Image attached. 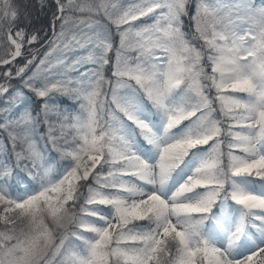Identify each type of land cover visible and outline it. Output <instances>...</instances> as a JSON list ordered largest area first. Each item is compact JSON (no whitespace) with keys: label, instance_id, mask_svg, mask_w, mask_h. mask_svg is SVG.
<instances>
[{"label":"snow or ice","instance_id":"6c2138e0","mask_svg":"<svg viewBox=\"0 0 264 264\" xmlns=\"http://www.w3.org/2000/svg\"><path fill=\"white\" fill-rule=\"evenodd\" d=\"M29 7L0 0V264H264V0H37L47 39Z\"/></svg>","mask_w":264,"mask_h":264},{"label":"trees","instance_id":"16d2710c","mask_svg":"<svg viewBox=\"0 0 264 264\" xmlns=\"http://www.w3.org/2000/svg\"><path fill=\"white\" fill-rule=\"evenodd\" d=\"M32 2H33L32 3L33 5H36L37 4V0H33ZM81 2H87V0H81ZM93 2H95V0H93ZM34 10L35 11H33V12H35V14H36L38 12V7L35 8ZM77 15H79V14H77ZM34 18H35V20H33L34 21V26L36 28H41L42 27L44 29V32H41V35L44 36V33L46 32L47 33V36H45V39H47L48 37H51L52 30H51V26H50V21H51L50 14L47 15V16H45L44 14L41 13L39 15V17H37V15H36V17L34 16ZM94 19H98L106 27H109L108 21L102 15L99 16V17H94ZM184 20H185V24L188 25V27H186L184 29V31L187 32L188 29L191 26L190 25L191 23H190V21L188 20L187 17H185ZM57 30H59V23H57ZM117 39H118V37H116L115 40L113 41L114 47L116 46ZM36 47L40 49V54L41 55L43 54L44 51H47V48L46 47L45 48H40V45L39 44L36 45ZM113 52H114V49H113V51L109 52L108 55L112 57ZM112 60L114 61V58L113 57H112ZM90 67H91V65H85V67L84 68H81L80 71H84L85 68H90ZM205 71L210 72V68L209 67H206L205 68ZM77 74L78 73H73V75H77ZM105 75H106V77H111L112 76L111 71H107L105 73ZM105 87L107 88V86H105ZM25 91L27 92L26 89H25ZM28 96L30 97V99L26 103L22 104L19 109H14V113H15L16 116H19L20 113L22 111H24L25 109H27L32 114L33 117H35L36 114H37V112H39V106L41 104V101L37 97H35L34 94H32V93H28ZM58 100H59V105H60L61 109H64V108L72 109L73 110V113H75V111H78V106L73 105V102L67 96L58 97ZM2 106H3V103H2V101H0V107H2ZM215 107L217 108V113L215 115L217 116L218 119H221V117L219 116V105L217 104V106L215 105ZM40 119L42 121L43 117L41 116ZM56 119L57 118H56L55 115H52L51 116V120L53 122H55ZM46 131H47V127L45 125H43L42 123L37 126V131H36V134H35V139L38 141V144H37L38 148H40V147L43 146L42 145V142H39V136L42 133H46ZM57 134H59V133H57ZM0 141H2L3 144L5 146H7L9 150L11 149V144H10L8 138H7V133L4 132L3 130H0ZM209 144H211V141L209 142ZM17 150L19 151L20 148L18 147ZM222 150L225 151V154H226L227 149L223 145H222ZM235 153H238V150H235ZM45 155L47 156V154H45ZM51 155H52L53 159H51L48 162V165L47 166L50 169V174L51 175H55L56 168H57V164L60 161V156H59L58 153H55V152L51 153ZM225 160H226V155H225ZM12 163L13 164L15 163L14 159H13ZM16 171L19 173L20 177L24 181H29L31 179L30 176L28 175L27 171H21L20 169H17ZM13 183H14V181H13ZM213 211H215V208L213 209ZM0 227H2V225H0Z\"/></svg>","mask_w":264,"mask_h":264},{"label":"rangeland","instance_id":"374dc122","mask_svg":"<svg viewBox=\"0 0 264 264\" xmlns=\"http://www.w3.org/2000/svg\"><path fill=\"white\" fill-rule=\"evenodd\" d=\"M33 0H23V2H26V3H28L29 5H30V7H29V11L30 12H32L33 13V15H32V19L33 20H35V18H34V16L36 17V14H35V12H33V11H35L34 9L35 8H33V7H31L33 4V2H32ZM227 2H238V0H226V3ZM257 2H258V0H257ZM194 10V9H193ZM225 22H227V21H225ZM191 25V24H190ZM190 28H191V26H190ZM113 31H114V28H113ZM119 45V39H117V43H116V46L115 47H117ZM115 47H114V49H115ZM133 55H134V53H133ZM112 57L114 58V60H115V51L113 52V54H112ZM114 62V61H113ZM114 79V78H113ZM125 79H127V78H125ZM132 83H134V82H132ZM108 99H110V93H109V96H108ZM216 106H217V104H216ZM113 107H114V105H113ZM73 114H75V113H73ZM184 123H187L186 121L184 122ZM210 145V144H209ZM137 148H139L140 149V151H144L145 150V148L144 147H142V145H141V143L139 142V140L137 141ZM206 150L209 148V146L208 145H205V146H203ZM207 147V148H206ZM147 149H148V156L151 158L152 157V151H151V146L149 145V146H147ZM235 154H241L240 152H239V150H238V153H235ZM196 158V150H193L191 153H190V155H189V157H186V161L188 162V164H187V167L188 168H190L191 166H192V161L194 160ZM178 172H179V170H178ZM185 174H187V170L184 172V173H180L179 175H177L176 176V181L177 182H180L181 180H182V178H183V175H185ZM229 205L231 206V202L229 201ZM233 208L235 207V206H232ZM219 211V208H215V211L214 212H218Z\"/></svg>","mask_w":264,"mask_h":264}]
</instances>
